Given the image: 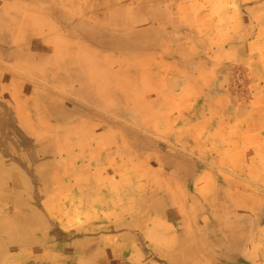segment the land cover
Listing matches in <instances>:
<instances>
[{
	"label": "rangeland",
	"instance_id": "374dc122",
	"mask_svg": "<svg viewBox=\"0 0 264 264\" xmlns=\"http://www.w3.org/2000/svg\"><path fill=\"white\" fill-rule=\"evenodd\" d=\"M105 1L0 0V83L13 87L14 75L22 78L27 108L33 114L30 122L23 117L16 125L18 136L24 137L27 130L33 138L19 137L17 146L32 145L35 158L42 156L43 162L64 170L65 181L80 182L77 202L66 188L64 210L70 218L65 223L70 225L74 220L70 213L89 210L92 195L101 199L109 191L115 212L120 205L129 214L139 206L151 207L153 203L144 198L162 190L161 195L178 196L176 204L166 199L172 211L196 213L198 208L191 210L181 200L190 189L184 194L182 186L173 189L168 182L174 174L178 184L188 182L204 169L210 195H215V201L203 205L210 216V254L216 259L240 254L264 264V140L257 144L245 140L246 147L238 140L235 144L232 133L239 130L226 126L221 117L207 127L194 124L195 136L186 135L189 118L194 121L202 113L218 116L223 111L201 102L176 111L169 105L168 89L158 100L156 86L161 84L163 90L170 84L167 76L157 74L158 60L152 55L158 46L152 42L156 31L105 25L111 19L138 20L137 11L131 9L137 0ZM167 68L162 65L161 72ZM247 69L238 64L231 68L227 90L237 104L233 109L242 118L251 114L263 119L264 90L253 99ZM261 127L264 123L255 129L264 131ZM207 132L212 135L206 136ZM104 180L107 193L95 192ZM121 192L128 202H120ZM48 210L55 211L56 202H50ZM185 228L196 231L198 224L187 218ZM216 246L221 250L215 251Z\"/></svg>",
	"mask_w": 264,
	"mask_h": 264
},
{
	"label": "crops",
	"instance_id": "0c3cea01",
	"mask_svg": "<svg viewBox=\"0 0 264 264\" xmlns=\"http://www.w3.org/2000/svg\"><path fill=\"white\" fill-rule=\"evenodd\" d=\"M131 9L137 11L136 22L122 18L121 23H113L111 19L105 25L129 24L140 31H156L152 42L158 46L152 55L158 60L157 74L167 76L170 84L163 90L161 84L156 86L158 100L168 89L169 105L176 107V111L177 107L187 111L200 102L223 111L218 116L202 113L194 121L189 118L186 135L195 136L194 124L207 127L218 123L221 117L226 126L239 130H233L231 139L234 143L238 140L241 147H246L245 140L254 144L264 140V131L255 129L257 124L264 123V118L237 116L236 108L233 109L237 104L227 90L231 68L237 64L249 67L253 99L264 90V1L137 0ZM162 65H168L166 73L161 72ZM14 76L13 87L0 83V264H259L240 254L226 253L218 259L210 254V216L203 205L215 201V195H210L204 169L188 182L182 180L178 184L176 174L168 182L173 189L182 186L184 194L190 189L181 200L191 210L193 206L198 208L196 213L172 211L173 206L169 207L166 199L176 204L178 196H163L162 190L144 198L153 203L151 207L139 206L129 214L120 205L121 210L115 212L112 194L107 193L108 182L104 180L95 192L107 195L101 199L92 195L89 210L70 213L73 224L65 223L70 218L64 210L66 188H71L73 202H77L80 182L75 178L65 181L64 170L61 173L55 165L43 162L42 156L35 158L32 145L17 146L16 140L23 136L16 133V125L23 117L30 122L33 114L27 108V86L22 78ZM122 106L128 104L122 102ZM176 121L177 118L173 123ZM1 124L7 125L2 128ZM23 135L33 138L31 131L26 130ZM204 136L202 131L200 137ZM233 169L238 167L234 164ZM122 195L123 192L120 202H128ZM50 202H56L55 211L48 210ZM187 218H194L198 224L196 231L185 228ZM51 219L61 222L52 223ZM193 233L199 237L193 239ZM216 247L215 251L221 250Z\"/></svg>",
	"mask_w": 264,
	"mask_h": 264
}]
</instances>
